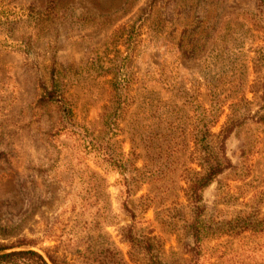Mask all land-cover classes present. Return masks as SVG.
I'll use <instances>...</instances> for the list:
<instances>
[{
    "label": "rangeland",
    "instance_id": "1",
    "mask_svg": "<svg viewBox=\"0 0 264 264\" xmlns=\"http://www.w3.org/2000/svg\"><path fill=\"white\" fill-rule=\"evenodd\" d=\"M2 246L264 264V0H0Z\"/></svg>",
    "mask_w": 264,
    "mask_h": 264
},
{
    "label": "trees",
    "instance_id": "2",
    "mask_svg": "<svg viewBox=\"0 0 264 264\" xmlns=\"http://www.w3.org/2000/svg\"><path fill=\"white\" fill-rule=\"evenodd\" d=\"M41 87L43 89H45L44 86L41 85ZM231 129H232L231 126L226 127L224 129V133H223L222 138H221L220 150H221V155H222V159L224 162L223 163L214 162L213 164H209L207 169H206V173L202 177L198 178L196 181H194L191 184V191H192L193 198H194L193 208L195 210V217L193 219V222L190 225L193 240H194V247L191 248V250H189V251H193V255L190 254L191 257L189 258V260L193 259V262L197 261L198 250L200 248V244H199V240H198V238H199L198 234L200 232L201 227L199 225L198 216L200 215L201 211L203 210V206L199 203L200 202V191L202 190V188L204 186L209 184V182L214 177L221 174L224 171V169H226V167H232L230 161L225 156L224 147H223V142L227 138L229 133L231 132ZM256 220H257V218L253 222H255ZM260 224H261V222L259 221L258 225H260ZM248 225H249L247 227L248 230L258 231V229H256L255 226H250L251 224H249V223H248ZM12 247L13 246H2V247H0V250L9 249ZM47 257L52 264H56L55 259L51 255L47 254ZM0 264H46V262L42 258V256L38 252H36L35 250L19 249V250H9V251L0 253ZM149 264H167V263L160 262L159 260H150L149 259Z\"/></svg>",
    "mask_w": 264,
    "mask_h": 264
},
{
    "label": "water",
    "instance_id": "3",
    "mask_svg": "<svg viewBox=\"0 0 264 264\" xmlns=\"http://www.w3.org/2000/svg\"><path fill=\"white\" fill-rule=\"evenodd\" d=\"M19 249H31V248H9V249L0 250V253L6 252V251H9V250H19ZM32 250H34V249H32ZM35 251H36V250H35ZM36 252H38V251H36ZM38 253H39V254L42 256V258L45 260L46 264H52V263L50 262V260L48 259L47 256L41 254L40 252H38Z\"/></svg>",
    "mask_w": 264,
    "mask_h": 264
}]
</instances>
